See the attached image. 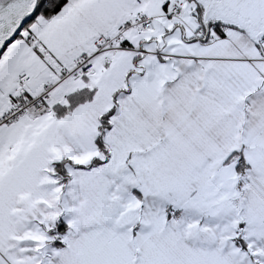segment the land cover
<instances>
[{
    "label": "snow or ice",
    "instance_id": "1",
    "mask_svg": "<svg viewBox=\"0 0 264 264\" xmlns=\"http://www.w3.org/2000/svg\"><path fill=\"white\" fill-rule=\"evenodd\" d=\"M0 264H264V0H0Z\"/></svg>",
    "mask_w": 264,
    "mask_h": 264
}]
</instances>
